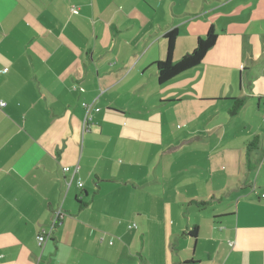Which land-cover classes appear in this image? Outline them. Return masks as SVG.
<instances>
[{"label": "crops", "instance_id": "0c3cea01", "mask_svg": "<svg viewBox=\"0 0 264 264\" xmlns=\"http://www.w3.org/2000/svg\"><path fill=\"white\" fill-rule=\"evenodd\" d=\"M263 98L264 0H0V264H264Z\"/></svg>", "mask_w": 264, "mask_h": 264}, {"label": "trees", "instance_id": "16d2710c", "mask_svg": "<svg viewBox=\"0 0 264 264\" xmlns=\"http://www.w3.org/2000/svg\"><path fill=\"white\" fill-rule=\"evenodd\" d=\"M178 36V30L173 29L166 33L168 40L167 57L165 60L157 62L158 79L161 84H165L177 76L199 66L207 52L214 46L217 34L211 27L207 34L203 37H199L196 47L193 51L185 54L179 61L173 60L176 39ZM243 105L242 100L235 101L231 108V115H235ZM206 202H202L201 205H205ZM194 235L196 230L192 232Z\"/></svg>", "mask_w": 264, "mask_h": 264}, {"label": "built area", "instance_id": "2783aa9c", "mask_svg": "<svg viewBox=\"0 0 264 264\" xmlns=\"http://www.w3.org/2000/svg\"><path fill=\"white\" fill-rule=\"evenodd\" d=\"M0 105L1 106H5L6 105V102H1L0 103ZM84 107L86 108V111H87V115H86V119H85V125H86V127L88 126V124H89V120H90V115H89V113H90V110H91V105L90 104H88V103H85L84 104ZM263 108H264V98H263ZM70 168L69 167H65V170H69ZM79 186H83V183L80 181L79 182ZM63 218V215H62V213L59 211L57 214H56V219H55V221H54V223H53V226H52V228H54V226H57L59 223H60V221H61V219ZM134 227H136V224H133V225H131L130 226V228H134ZM52 231V230H51ZM51 231L50 232H46V231H43V232H41L39 235H38V243H39V245L41 246V247H43L46 243H47V241L49 240V238H50V235H51Z\"/></svg>", "mask_w": 264, "mask_h": 264}, {"label": "rangeland", "instance_id": "374dc122", "mask_svg": "<svg viewBox=\"0 0 264 264\" xmlns=\"http://www.w3.org/2000/svg\"><path fill=\"white\" fill-rule=\"evenodd\" d=\"M262 115H264V112H263ZM259 170H260V169H259ZM259 170L257 169V171L254 173L255 177H258L259 180H260V179H264V171L259 172ZM260 181H261V180H260Z\"/></svg>", "mask_w": 264, "mask_h": 264}]
</instances>
